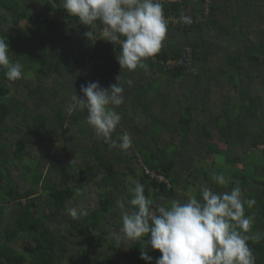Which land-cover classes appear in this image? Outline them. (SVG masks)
<instances>
[{
  "label": "trees",
  "instance_id": "16d2710c",
  "mask_svg": "<svg viewBox=\"0 0 264 264\" xmlns=\"http://www.w3.org/2000/svg\"><path fill=\"white\" fill-rule=\"evenodd\" d=\"M32 1L23 0L27 10L20 8V0H0V10L11 16H0V27L11 24L20 33L17 38L0 28V37L7 40L10 60L23 68L17 82L7 80L0 68V140H11L9 146L0 143V264H147L140 259V242L116 247L109 238L130 207L128 176L142 183L158 205L185 201L188 187L198 196L204 183L218 192L238 184L243 197L256 202L245 206V215L254 217L248 233L254 238L248 245L256 264H264V0H161L165 18L184 14L193 21H167L161 50L134 73L110 64L119 46L90 41L84 35L89 26L62 14L59 0ZM32 7L39 13L30 12ZM21 21L25 31L18 27ZM186 48L191 50L189 68L173 64ZM119 75L124 104L115 108L122 119L112 137L129 131L137 153L115 151L97 140L85 111L69 110L75 92L83 97L81 85L98 81L110 89ZM19 82L13 94L7 83ZM64 125L69 129L56 148L59 165L39 167V157H46L41 151L55 147ZM36 143H41L40 151L30 152L28 165H23L26 151ZM216 156L230 171L231 182L223 187L212 182L223 169L214 162L203 166L206 158ZM249 165L252 170L245 171ZM88 191L96 194V207L87 208V216L71 218L67 209L84 204L75 200ZM9 213L12 218L5 223ZM77 240L82 244L71 251ZM101 248L109 254L94 258ZM148 253L153 264L161 255L150 248Z\"/></svg>",
  "mask_w": 264,
  "mask_h": 264
},
{
  "label": "clouds",
  "instance_id": "9594fccd",
  "mask_svg": "<svg viewBox=\"0 0 264 264\" xmlns=\"http://www.w3.org/2000/svg\"><path fill=\"white\" fill-rule=\"evenodd\" d=\"M58 6L77 23L89 26L84 35L90 41L102 39L119 46L116 60L128 71L146 68L143 61L161 50L168 29L161 0H59ZM182 19L192 22L189 16ZM0 68L9 81L22 78V65L10 60L4 37H0ZM116 79L118 83L110 89L102 88L98 81L81 85L83 97L75 92L69 110L86 111V123L98 138L127 151L132 147L130 132L112 137L122 119L115 108L124 104L120 75ZM127 84L131 86L133 81ZM212 182L223 187L230 179L219 173L212 176ZM126 185L130 207L122 211L119 229L109 232L116 247L124 241L140 242V259L147 264H153L149 248L161 253L155 264H256L248 245L254 238L248 235L254 217L245 215V206L251 208L256 202L245 199L238 184L218 192L204 183L198 196L190 194L183 202L172 199L167 205L155 204L145 194L144 185L132 176L126 178ZM117 206L125 208L120 201ZM67 213L73 219L88 215L83 206L70 207Z\"/></svg>",
  "mask_w": 264,
  "mask_h": 264
},
{
  "label": "rangeland",
  "instance_id": "374dc122",
  "mask_svg": "<svg viewBox=\"0 0 264 264\" xmlns=\"http://www.w3.org/2000/svg\"><path fill=\"white\" fill-rule=\"evenodd\" d=\"M46 1V0H45ZM20 2H21V0H20ZM27 3V2H26ZM25 3V4H26ZM21 7L22 8H24V7H26L27 8V6L26 5H24V3L22 2V4H21ZM29 8V7H28ZM28 8H27V10H28ZM38 9V7L37 8H34V7H32L31 9H30V12H33V11H35V12H37V13H39V10H37ZM40 13H41V11H40ZM229 14L230 15H232L233 14V12H232V10L231 9H229ZM0 16H2L3 18H5L6 20H11V16L9 15V13L7 12V11H3V10H0ZM25 21H21V23H19V29H23L24 31H25ZM44 27H45V25H44ZM1 29H3V31H5V32H8V33H10V34H12V35H14V37H17V38H19L18 36H20V33H18V31H17V29L15 28V31L12 29V25L11 24H3V26L2 27H0ZM31 28H29V29H27V32H26V35L25 36H23V38H25V37H28L29 35L27 34L28 32H29V30H30ZM111 55H112V53H111ZM91 63L92 62H88L87 63V65L88 66H92L91 65ZM31 69V68H30ZM29 69V70H30ZM124 70V69H123ZM145 71H147V69H145ZM146 73V72H145ZM131 76H132V78H134V74H131ZM122 77H125V74L122 76ZM132 78H130V79H132ZM121 80H123L124 81V78H122ZM17 82V81H16ZM9 86H10V90H11V92L14 94V89L15 88H17L18 86H20L21 85V82H19V83H7ZM262 92H264V88H262ZM12 93H9L8 95H6V97L7 96H12L11 94ZM5 98V97H4ZM15 98H17V99H21V100H23L24 101V99H25V97H22V96H20V95H18L17 96V94L15 95ZM70 112H72V111H70ZM197 117H200V114L199 113H197L196 115H195V118H197ZM199 121L201 120L200 118L198 119ZM86 127V126H85ZM124 129V128H123ZM76 129H74L73 131H75ZM125 130V129H124ZM129 132V131H128ZM137 132V131H136ZM135 132V133H136ZM119 134H122V133H118V135ZM132 134V133H131ZM117 135V136H118ZM135 136V135H134ZM96 139H97V136H96ZM113 139H115V138H113ZM13 140V139H12ZM98 140V139H97ZM11 141V140H10ZM10 141H4V140H0V143H4V144H7L8 146H9V144H10ZM85 144V142L84 143H82V145H84ZM57 145H58V143H57ZM41 146V143H36V145H32L31 146V148L33 149V150H27L26 151V153H25V155H26V157H25V159H24V161H23V165L25 164V165H28V163H29V161H28V156L30 155V152L32 153V154H35V152H37V151H40L39 150V147ZM81 147H83V146H81ZM86 148H87V146H85ZM48 148V147H47ZM57 148V147H56ZM111 148L112 149H114L115 151H119V152H125V151H122V150H118V149H116V148H113L112 146H111ZM6 149L11 153L12 151H13V149H12V147L10 148V147H6ZM137 149H138V146L137 145H135V143H134V141L132 140V147L130 148V149H128L127 151H130L131 150V152L132 153H137ZM37 150V151H36ZM82 151L84 150V149H81ZM55 151H59L58 149H51L49 152H45V151H41V153H44V154H46V157H43V156H40L39 158H40V160H39V167L43 164L44 166H45V170L48 168V166L49 165H53L54 167L56 166V165H59V163H57V159H56V155L57 154H55L56 152ZM257 155H255V157H256ZM259 157H260V155H259ZM61 160H62V158H60ZM56 161V162H55ZM140 161V160H139ZM204 161V160H203ZM223 159H221V157H219V156H216L214 159L213 158H206L205 159V161H204V168L205 169H207L208 168V165H210V164H212L213 162L217 165V166H220L221 168L224 166L223 165ZM250 163H251V161H249ZM257 163H262V160H258L257 161ZM14 164L15 165H17L18 163H17V161H14ZM207 165V166H206ZM123 168H120V171L122 170ZM223 170H222V172H223V174H224V176H225V178L226 179H230L231 180V177H230V171H229V168H222ZM245 169V171H248V172H250V170H252L251 169V167H250V165L247 167V168H244ZM9 170L10 171H12V169L10 168V166H9ZM232 174V173H231ZM232 176V175H231ZM14 177V179H19V174H17V172H15V175L13 176ZM23 179V178H22ZM231 182V181H230ZM24 184V183H23ZM25 186H29V183H26L25 184ZM194 188L192 187V188H189L188 190H187V192H185V194H191L192 192H194ZM40 193V192H39ZM21 202H25L24 200H22ZM82 202H84V204H82V205H79V206H77L76 208H80L81 206H83L84 208H88L89 210H91L92 208H94V207H96V204H97V199H96V194L95 193H89V191L87 192V194L81 199V200H78V202H76V200H75V203L76 204H81ZM39 206H40V211H42L43 210V204H41V202H40V204H39ZM63 214H65V212L63 213ZM12 218V215H11V213H9L8 214V216H7V219L5 220V223H7V221L9 220V219H11ZM75 243H71V245H70V250L71 251H73L75 248H77V247H79L82 243H80L78 240L77 241H74ZM125 244V246H127L126 245V243H124ZM11 246H14V244H11ZM15 247V246H14ZM21 245H18V246H16V248H18V250H20L21 249ZM90 251H92V250H90ZM109 250L107 249V248H101V249H98V252L96 253V255L94 256V258H98V257H100V256H102L103 254H105V253H108L109 254ZM111 254H113V252L111 251ZM157 257H159V256H157ZM156 257V258H157ZM91 264H93V263H91Z\"/></svg>",
  "mask_w": 264,
  "mask_h": 264
},
{
  "label": "built area",
  "instance_id": "2783aa9c",
  "mask_svg": "<svg viewBox=\"0 0 264 264\" xmlns=\"http://www.w3.org/2000/svg\"><path fill=\"white\" fill-rule=\"evenodd\" d=\"M186 16L184 14L178 16V17H170V18H165L166 21H170L172 22L174 25H176L177 23H181V24H187L185 22H183V17ZM191 21H193L191 19ZM192 23V22H191ZM173 64H177L178 66H184L189 68V66L191 65V50L189 48H186L183 52V55L180 59L175 60V62H173ZM143 170H145L146 173H149L148 169L143 168ZM160 181L163 182L164 178L160 177L159 179Z\"/></svg>",
  "mask_w": 264,
  "mask_h": 264
},
{
  "label": "crops",
  "instance_id": "0c3cea01",
  "mask_svg": "<svg viewBox=\"0 0 264 264\" xmlns=\"http://www.w3.org/2000/svg\"><path fill=\"white\" fill-rule=\"evenodd\" d=\"M36 1H37V0H33V1H32V4H33V3H38V2H36ZM22 2H23V0H21V4H22ZM30 3H31V2H30ZM21 4H20V8H21ZM61 10H63L62 14L65 15V14H66L65 10L62 9V8H61ZM56 12L58 13V10H57ZM68 25H69V24H68ZM75 26H76V25H75ZM67 27H68V26H67ZM76 27H77V26H76ZM68 28H69V27H68ZM110 64H112L113 66H114V65H118V66H120L119 63H118L117 60H116V55H115V54H112V55H111ZM91 65H92V63H91ZM86 68H87L88 70H90V69L92 68V66H88L87 63H86ZM140 69H141V68H138V69H136L135 71H139V72H141ZM122 70H123V69H122ZM124 70H125V69H124ZM124 70H123V71H124ZM135 71H132V73H134ZM124 72H125V71H124ZM125 73H126V72H125ZM235 74H237V73H235ZM130 75H131V74H130ZM127 76H128V75H127ZM127 76H126V77H127ZM126 77H122V78H126ZM84 113H85V116H86V115H87L86 111H85ZM65 128L67 129L68 127H65V125H64V127L62 128V132H60V134H59V136H58V139L60 138V140L58 141V145L56 144L55 147H53L52 149H54V148L56 149V147L59 148V142L61 141V137H62V134L64 133ZM68 129H69V128H68ZM55 152H56V151H55ZM45 156H46V154H45ZM56 161H57V163H58V162H59V159H57ZM56 161H55V162H56ZM57 166H58V165H56L55 167H57ZM121 168H122V167H121ZM121 171H123V169H122ZM118 172H120V169H118ZM189 188H192V187H188V188L184 191V194H185V192H187V190H188ZM179 190L182 191L181 188H180ZM189 195H190V194H189ZM152 200H153V199H152Z\"/></svg>",
  "mask_w": 264,
  "mask_h": 264
}]
</instances>
